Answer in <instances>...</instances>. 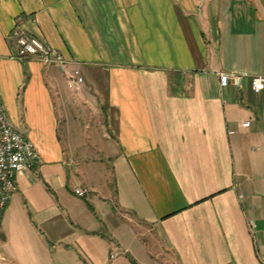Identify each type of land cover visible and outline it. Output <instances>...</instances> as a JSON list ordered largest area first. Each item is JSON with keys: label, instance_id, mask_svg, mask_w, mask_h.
<instances>
[{"label": "crops", "instance_id": "crops-1", "mask_svg": "<svg viewBox=\"0 0 264 264\" xmlns=\"http://www.w3.org/2000/svg\"><path fill=\"white\" fill-rule=\"evenodd\" d=\"M14 28L63 69L18 58ZM259 75L264 0H0V97L39 153L2 264H264Z\"/></svg>", "mask_w": 264, "mask_h": 264}, {"label": "built area", "instance_id": "built-area-1", "mask_svg": "<svg viewBox=\"0 0 264 264\" xmlns=\"http://www.w3.org/2000/svg\"><path fill=\"white\" fill-rule=\"evenodd\" d=\"M17 46L18 58L34 57L45 63H53L63 66L66 59L63 54L52 45L45 43L36 36L26 33L22 29L14 28L10 34ZM236 78L230 73L219 74L220 85L227 86L230 80ZM83 82V76L79 69H73L67 84L70 88H77ZM264 83V76L259 75L253 78L255 87H261ZM244 122L241 126H248ZM39 160V153L31 140L26 138L11 123L6 115L2 99L0 97V219L13 194L17 177L23 171L30 169ZM74 192L78 196H84L85 188L76 187ZM113 257V255H111ZM5 256L0 251V264Z\"/></svg>", "mask_w": 264, "mask_h": 264}]
</instances>
